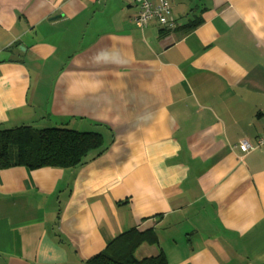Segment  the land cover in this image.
Returning <instances> with one entry per match:
<instances>
[{
  "label": "crops",
  "instance_id": "1",
  "mask_svg": "<svg viewBox=\"0 0 264 264\" xmlns=\"http://www.w3.org/2000/svg\"><path fill=\"white\" fill-rule=\"evenodd\" d=\"M154 3L156 0H152ZM0 0V128L103 135L71 169H0V264H264V0Z\"/></svg>",
  "mask_w": 264,
  "mask_h": 264
},
{
  "label": "trees",
  "instance_id": "2",
  "mask_svg": "<svg viewBox=\"0 0 264 264\" xmlns=\"http://www.w3.org/2000/svg\"><path fill=\"white\" fill-rule=\"evenodd\" d=\"M104 146L103 135L79 132L68 128L37 129L31 125L0 128V169L26 166L71 169L88 163V158ZM98 152L96 156L103 153ZM154 231L132 229L111 241L89 264H167L161 253L156 257L138 259L137 249L145 243L155 244Z\"/></svg>",
  "mask_w": 264,
  "mask_h": 264
},
{
  "label": "built area",
  "instance_id": "3",
  "mask_svg": "<svg viewBox=\"0 0 264 264\" xmlns=\"http://www.w3.org/2000/svg\"><path fill=\"white\" fill-rule=\"evenodd\" d=\"M131 1L139 10L135 18L136 25L139 28H146L153 20H157L162 27L167 29L176 27V24L169 19L172 8L168 0H156L155 3L152 0ZM256 148H264V137L258 139L255 144L248 140H243L239 144V149L244 153L253 151Z\"/></svg>",
  "mask_w": 264,
  "mask_h": 264
}]
</instances>
